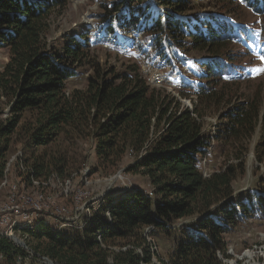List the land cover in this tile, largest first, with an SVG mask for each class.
<instances>
[{
  "label": "trees",
  "instance_id": "trees-1",
  "mask_svg": "<svg viewBox=\"0 0 264 264\" xmlns=\"http://www.w3.org/2000/svg\"><path fill=\"white\" fill-rule=\"evenodd\" d=\"M193 2L103 0L94 31L66 34L52 45L51 14L68 0H0V48L9 51L0 70V117L3 106L9 107L0 119V180L15 138L31 154L19 170L27 185L49 181L51 174L70 178L68 151L64 142L58 144L89 139L102 173L118 169L130 154L135 160L127 171L152 187L151 194L136 189L109 196L82 233L43 223L24 230L36 253L57 264H150L147 237L169 234L175 222L192 218L176 233L162 264H223L218 254L229 257L225 236L245 218H264V195H238L234 188L259 127L258 148L264 151V102L257 96L235 101L234 88L249 76L251 61L238 62L237 45L247 57L264 58V0H210L214 12ZM245 12L257 20L246 21ZM131 31L141 34L133 39L136 52L157 66L183 70L191 51L207 57L199 62L201 75L180 82L183 97H197L193 108L152 87L140 62L117 67L92 54L93 43L128 39ZM86 72L87 86L68 92L70 79ZM222 104L228 109L220 115L215 140L232 162L206 175L202 159L214 138L204 117ZM0 252V264H16L24 254L5 238Z\"/></svg>",
  "mask_w": 264,
  "mask_h": 264
},
{
  "label": "rangeland",
  "instance_id": "rangeland-1",
  "mask_svg": "<svg viewBox=\"0 0 264 264\" xmlns=\"http://www.w3.org/2000/svg\"><path fill=\"white\" fill-rule=\"evenodd\" d=\"M101 1L103 0H82L79 2L78 0H68L65 8L55 9L50 17V30L48 33L50 44H57V42L62 40L61 37L66 34L77 36L85 32L94 31L96 24L95 15L101 12ZM193 4L198 8L203 7L205 11H217L210 0H195ZM153 7L154 9L159 8L156 2H154ZM246 14L251 15L252 12H245V17H243L246 21L254 22L257 20L255 15L250 17L246 16ZM257 23L259 24L260 20ZM136 38H141V34L131 31L128 39H123L120 36V40H116L113 43H93L92 54L101 62L117 65V67H123L136 61L140 62L141 71L152 87L166 89L180 101L182 108H193L197 102V97H183L180 94V82H182V79H185L187 82L195 80V77L201 75L203 69L200 68L199 62L204 61L207 57L197 51H191L190 55L187 56L189 57V62L184 63L183 70H180L177 66L175 71H173L167 64H161L160 67L153 62L144 60L143 54L137 53L134 47V41L132 39ZM238 47L237 45L236 49L241 52V56L237 57L238 62L247 63V60L251 61L248 72L249 76L244 78V80L238 81L239 84L234 87L238 90L239 95L235 101L239 99L241 101L246 97L257 96L264 102V58L261 56L247 57ZM8 61V48H0V70H2ZM88 74L89 72L81 73L70 79L67 83V91L71 92L74 89L85 88L87 86ZM3 107L5 108V114L0 119L5 118V115L9 111L7 105ZM227 109L226 104H222L218 110L214 109L204 117L205 125L212 132L214 138L210 150L202 159L203 169L206 175L218 171L226 163L229 164L232 162L229 159L230 154L224 151V148L218 145V142L215 140L216 127L219 123L220 115ZM262 133L263 128L259 127L250 139L249 150L245 155V173L234 185L236 194L238 195L242 194L245 196L247 192H260L264 195V151L258 148L259 143L262 141ZM15 139L8 155L5 177L0 180V211L5 208H14L15 205L20 204V201H14L13 199L20 197L24 198L25 202L30 201L31 203L37 204H45L47 202L51 208H55L58 212L62 211V213L73 214L77 210L78 199H71V197H75V192L78 191V187L82 192L89 194L88 198L86 196L87 199H93L94 201L84 204L77 215L89 213V209H93V204L96 200L102 199L106 201L109 196L118 198L136 189L151 194L152 187L145 177L127 171L128 166L134 162L135 156L129 154L123 159L118 169L104 174L99 167V160L95 154L94 144L89 139H62L58 144L62 146L64 142L63 147L68 151L67 155L71 167L70 178L58 179L55 174H51L48 187L38 185L40 181L27 185L19 177V170L22 169V165L23 167L25 165L24 158L31 157V154L29 151L23 149L20 141H15ZM258 153H262V157ZM86 200H84V203ZM50 215V221H56L53 217L55 214ZM93 216H87V218L92 220ZM191 220L192 218H188L175 222L169 234L159 233L156 236H152L149 234L151 230L148 231V234L146 233L148 236L150 235L148 238V242L151 243L152 252V263L150 264H162V261H168L169 255L175 247L174 240L176 233H179L185 227L184 224H187ZM13 221H15L13 216H5L4 224L11 227ZM10 227H7L8 231H10ZM13 232L15 233L14 230ZM79 233L81 232L79 231ZM15 236L21 238L16 233ZM225 237L228 247L227 255L229 257H226L222 253L218 254L223 264H264V218H245L239 226ZM25 242L26 245L31 247L26 239ZM50 261L52 260L50 259ZM30 264L39 263L34 260Z\"/></svg>",
  "mask_w": 264,
  "mask_h": 264
},
{
  "label": "bare ground",
  "instance_id": "bare-ground-1",
  "mask_svg": "<svg viewBox=\"0 0 264 264\" xmlns=\"http://www.w3.org/2000/svg\"><path fill=\"white\" fill-rule=\"evenodd\" d=\"M79 1H82V0H78V2ZM143 69H144V67H143ZM36 181H39V180H34L33 182L35 183ZM48 182L49 181H46V182H43V181L41 182L40 181L38 183V185H41V187H43L44 185H45V187H48L49 186ZM103 202H105V200H102V199L96 200V202L93 204L94 205L93 209L92 210L89 209V213H85V214L82 213L80 215H77V220H67V216H59L58 217V214H55L53 217L55 218L56 221H58V223L52 224V223H50V218H51L50 216L51 215H50V213H48V211H38V215L27 216L26 219H15V221H13V224H12L11 227L4 224V228H3V231H2V238H10L13 242L19 243V247L20 248L24 249L27 252H30L32 254V256H34V258H36V259H40L42 261H50L49 257L44 256V255L39 254V253H36L31 247L26 245V242H25L26 237L23 234L24 230H26V229H28V228L36 225V224L43 223V224H45V225H47L49 227H52L55 231H58V232H62V231L63 232L64 231H67V232L74 231V232H76L78 230L77 232L80 231L82 233L84 231V229L88 226V224L91 221L90 219L87 218V216H89V217L93 216V214L95 212H98V210H99V208L101 206L100 204L103 203ZM14 208H20V204L15 205ZM107 215H109L108 212H107ZM6 223L8 224L7 221H6ZM7 227L8 228L10 227V231H8ZM5 229H7V230H5ZM151 229L152 228H147L146 232H148ZM13 230L21 238L16 237L15 233L13 232ZM23 238H25V239H23ZM148 238L149 237H147V239Z\"/></svg>",
  "mask_w": 264,
  "mask_h": 264
},
{
  "label": "built area",
  "instance_id": "built-area-1",
  "mask_svg": "<svg viewBox=\"0 0 264 264\" xmlns=\"http://www.w3.org/2000/svg\"><path fill=\"white\" fill-rule=\"evenodd\" d=\"M66 193V191L64 190ZM89 194L87 192H82V190L78 187V191L75 192V197H71V199H78L77 210L73 214L62 213L55 210V208H51L50 204H37L31 202H25L24 198H13L14 201H20V208H5L0 211V240L2 238V231L5 223V216H13L15 219H26L27 216L38 215V211H48L50 214H58L59 216H67V220H77V214L80 208L83 207L86 203H92L93 199H87ZM95 198V197H93ZM87 199V200H86ZM84 200L86 202L84 203ZM82 203V204H81ZM50 223H58V221H50ZM152 227V226H151ZM13 242L10 238H5ZM17 247H19V243L13 242ZM24 251V254L18 255L16 258V264H30L32 261H37L39 264H57L54 261H42L40 259H36L32 256L30 252ZM3 258V254L0 252V260Z\"/></svg>",
  "mask_w": 264,
  "mask_h": 264
}]
</instances>
